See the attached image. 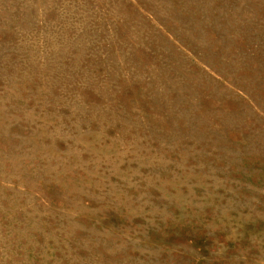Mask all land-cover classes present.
I'll use <instances>...</instances> for the list:
<instances>
[{"label":"rangeland","instance_id":"374dc122","mask_svg":"<svg viewBox=\"0 0 264 264\" xmlns=\"http://www.w3.org/2000/svg\"><path fill=\"white\" fill-rule=\"evenodd\" d=\"M0 264H264V0H0Z\"/></svg>","mask_w":264,"mask_h":264}]
</instances>
